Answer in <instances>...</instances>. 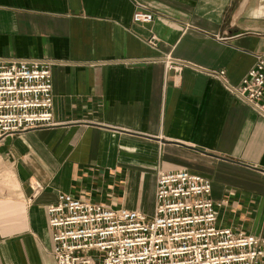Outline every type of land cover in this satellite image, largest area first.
<instances>
[{"label": "crops", "instance_id": "crops-1", "mask_svg": "<svg viewBox=\"0 0 264 264\" xmlns=\"http://www.w3.org/2000/svg\"><path fill=\"white\" fill-rule=\"evenodd\" d=\"M260 54L264 0H0V58L50 61L54 120L0 142V264H55L60 192L152 215L158 170L208 178L217 223L264 237V117L231 89Z\"/></svg>", "mask_w": 264, "mask_h": 264}, {"label": "built area", "instance_id": "built-area-1", "mask_svg": "<svg viewBox=\"0 0 264 264\" xmlns=\"http://www.w3.org/2000/svg\"><path fill=\"white\" fill-rule=\"evenodd\" d=\"M153 18L141 8L132 16ZM148 42L156 45L154 37ZM210 74L224 79L225 71ZM231 89L264 117V55ZM52 106L50 61L0 58V142L54 124ZM30 187L29 201L43 185ZM210 193V180L186 168L157 171L152 215L60 192L46 206L55 264H264V237L219 225Z\"/></svg>", "mask_w": 264, "mask_h": 264}, {"label": "rangeland", "instance_id": "rangeland-1", "mask_svg": "<svg viewBox=\"0 0 264 264\" xmlns=\"http://www.w3.org/2000/svg\"><path fill=\"white\" fill-rule=\"evenodd\" d=\"M9 163L7 160L0 156V193L2 190L10 189L13 187V182L10 180Z\"/></svg>", "mask_w": 264, "mask_h": 264}]
</instances>
